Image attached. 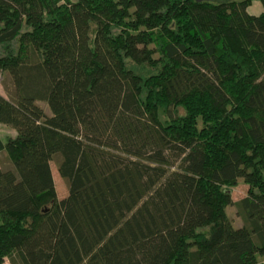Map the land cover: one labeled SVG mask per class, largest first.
Listing matches in <instances>:
<instances>
[{
	"label": "trees",
	"instance_id": "trees-1",
	"mask_svg": "<svg viewBox=\"0 0 264 264\" xmlns=\"http://www.w3.org/2000/svg\"><path fill=\"white\" fill-rule=\"evenodd\" d=\"M251 1L0 0V123L16 131L0 137V264H256L264 0L258 15Z\"/></svg>",
	"mask_w": 264,
	"mask_h": 264
},
{
	"label": "rangeland",
	"instance_id": "rangeland-1",
	"mask_svg": "<svg viewBox=\"0 0 264 264\" xmlns=\"http://www.w3.org/2000/svg\"><path fill=\"white\" fill-rule=\"evenodd\" d=\"M208 1L221 2L228 0H208ZM4 81H5L4 75L0 74V93L6 97H9L8 91L4 85ZM37 103L41 105L47 113H50L49 107L45 101H38ZM8 134H12L11 127H3V129L0 128V137L2 139H4ZM60 156H61L60 153H57L55 156H53L50 162L52 177L58 198H62L66 196L68 192L67 180L62 178L57 170V161ZM0 168H13V165L9 157L4 151L0 152ZM247 187L248 186L243 182V179L238 178L236 184L231 188H229L232 203L229 204L225 209L227 216L229 217V219L231 220L232 224L235 227L240 226L242 223V219L237 213V208L235 203L246 195ZM12 258L16 260V256H12ZM4 264H12L11 257H6L4 260ZM256 264H264V255L257 254Z\"/></svg>",
	"mask_w": 264,
	"mask_h": 264
},
{
	"label": "crops",
	"instance_id": "crops-1",
	"mask_svg": "<svg viewBox=\"0 0 264 264\" xmlns=\"http://www.w3.org/2000/svg\"><path fill=\"white\" fill-rule=\"evenodd\" d=\"M246 10L250 14L258 15L261 12H263V7H262V4L260 3L259 0H252L250 5L247 7ZM3 127H10V126L3 124V123H0V128L3 129ZM11 129H12V134H8V135L13 136L16 134V131L12 127H11Z\"/></svg>",
	"mask_w": 264,
	"mask_h": 264
},
{
	"label": "water",
	"instance_id": "water-1",
	"mask_svg": "<svg viewBox=\"0 0 264 264\" xmlns=\"http://www.w3.org/2000/svg\"><path fill=\"white\" fill-rule=\"evenodd\" d=\"M227 191H228V192H230V190H229V189H227Z\"/></svg>",
	"mask_w": 264,
	"mask_h": 264
}]
</instances>
